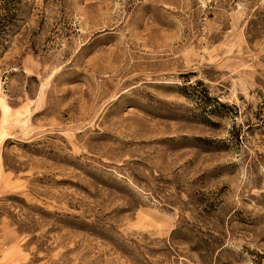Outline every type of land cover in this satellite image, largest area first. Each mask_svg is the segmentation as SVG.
<instances>
[{
    "label": "rangeland",
    "instance_id": "rangeland-1",
    "mask_svg": "<svg viewBox=\"0 0 264 264\" xmlns=\"http://www.w3.org/2000/svg\"><path fill=\"white\" fill-rule=\"evenodd\" d=\"M0 23V264H264V0Z\"/></svg>",
    "mask_w": 264,
    "mask_h": 264
},
{
    "label": "trees",
    "instance_id": "trees-1",
    "mask_svg": "<svg viewBox=\"0 0 264 264\" xmlns=\"http://www.w3.org/2000/svg\"><path fill=\"white\" fill-rule=\"evenodd\" d=\"M1 24V23H0ZM2 26V25H1Z\"/></svg>",
    "mask_w": 264,
    "mask_h": 264
}]
</instances>
